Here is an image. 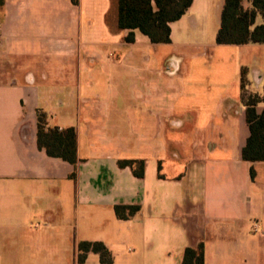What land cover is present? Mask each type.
I'll use <instances>...</instances> for the list:
<instances>
[{
  "label": "crops",
  "instance_id": "crops-1",
  "mask_svg": "<svg viewBox=\"0 0 264 264\" xmlns=\"http://www.w3.org/2000/svg\"><path fill=\"white\" fill-rule=\"evenodd\" d=\"M223 6L193 0L154 44L125 40L117 0H1L0 240L36 238L29 264H80L82 241L111 264H182L201 243L205 264H264V161L242 156V71L263 98L264 44L218 45ZM38 112L76 130V166L39 149ZM118 205L141 209L121 220Z\"/></svg>",
  "mask_w": 264,
  "mask_h": 264
},
{
  "label": "trees",
  "instance_id": "trees-1",
  "mask_svg": "<svg viewBox=\"0 0 264 264\" xmlns=\"http://www.w3.org/2000/svg\"><path fill=\"white\" fill-rule=\"evenodd\" d=\"M248 0H224L221 14V25L217 32L218 45H246L264 44V23L257 25L260 15L264 20V0H249L251 7H246ZM78 4L79 0H72ZM193 0H117L119 30H128L125 40L129 43L135 41V31L146 35L154 44H169L171 38V23L178 21L191 7ZM1 4V0H0ZM246 70L242 71V101L245 103L246 118L250 127V136L243 149V159L248 162L264 161V110L257 112L259 103L264 97L253 95L246 90ZM37 142L40 150H45L48 156L61 158L76 166L77 132L74 128L60 131L58 127L47 128V114L38 112ZM121 167H131L137 177L144 176V161L121 160ZM255 178V170H251ZM75 177V173L73 174ZM140 206H115V213L121 220L134 217ZM89 252L100 255L103 264L114 261L111 251L100 241H82L79 243L78 262L84 264ZM182 264H205L204 244L198 247H188L185 250Z\"/></svg>",
  "mask_w": 264,
  "mask_h": 264
},
{
  "label": "rangeland",
  "instance_id": "rangeland-1",
  "mask_svg": "<svg viewBox=\"0 0 264 264\" xmlns=\"http://www.w3.org/2000/svg\"><path fill=\"white\" fill-rule=\"evenodd\" d=\"M60 244V240L57 242ZM69 242L66 244H60L59 247L62 248V245L67 246ZM38 245L39 241L35 238L33 240H27V239H13V238H8V239H1L0 240V250L6 251L9 253V258L14 257V258H23V259H28V262H32L33 255L37 254L38 251ZM44 249H42L43 251ZM11 262V261H10ZM22 262V261H19Z\"/></svg>",
  "mask_w": 264,
  "mask_h": 264
},
{
  "label": "built area",
  "instance_id": "built-area-1",
  "mask_svg": "<svg viewBox=\"0 0 264 264\" xmlns=\"http://www.w3.org/2000/svg\"><path fill=\"white\" fill-rule=\"evenodd\" d=\"M0 31H1V26H0ZM257 226H258V225H256V230H257Z\"/></svg>",
  "mask_w": 264,
  "mask_h": 264
}]
</instances>
